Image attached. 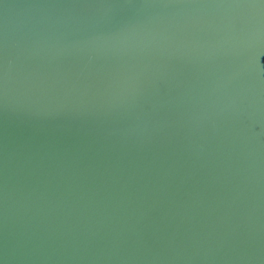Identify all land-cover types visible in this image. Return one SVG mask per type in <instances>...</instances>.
<instances>
[{
	"label": "water",
	"instance_id": "obj_1",
	"mask_svg": "<svg viewBox=\"0 0 264 264\" xmlns=\"http://www.w3.org/2000/svg\"><path fill=\"white\" fill-rule=\"evenodd\" d=\"M0 264H264V0H0Z\"/></svg>",
	"mask_w": 264,
	"mask_h": 264
}]
</instances>
